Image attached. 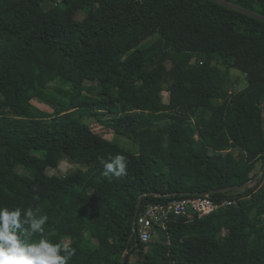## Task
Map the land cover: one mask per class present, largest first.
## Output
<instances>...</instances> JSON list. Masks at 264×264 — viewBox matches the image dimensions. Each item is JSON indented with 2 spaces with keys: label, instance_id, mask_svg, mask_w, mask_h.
Here are the masks:
<instances>
[{
  "label": "trees",
  "instance_id": "1",
  "mask_svg": "<svg viewBox=\"0 0 264 264\" xmlns=\"http://www.w3.org/2000/svg\"><path fill=\"white\" fill-rule=\"evenodd\" d=\"M263 104L264 0H0V207L39 208L69 264H264V177L150 243L133 228L145 193L142 211L256 178ZM117 154L127 174L105 178Z\"/></svg>",
  "mask_w": 264,
  "mask_h": 264
},
{
  "label": "clouds",
  "instance_id": "2",
  "mask_svg": "<svg viewBox=\"0 0 264 264\" xmlns=\"http://www.w3.org/2000/svg\"><path fill=\"white\" fill-rule=\"evenodd\" d=\"M105 178L126 175V157L117 154L103 164ZM32 207H0V264H69L75 249L52 243L44 236L48 217ZM39 234L38 241L31 239Z\"/></svg>",
  "mask_w": 264,
  "mask_h": 264
},
{
  "label": "built area",
  "instance_id": "3",
  "mask_svg": "<svg viewBox=\"0 0 264 264\" xmlns=\"http://www.w3.org/2000/svg\"><path fill=\"white\" fill-rule=\"evenodd\" d=\"M233 202L225 200L222 203L214 201L210 196L173 199L167 203L148 205L137 216L134 232L139 235L142 243H150L157 228L167 229L172 218H183L192 221L202 219Z\"/></svg>",
  "mask_w": 264,
  "mask_h": 264
},
{
  "label": "rangeland",
  "instance_id": "4",
  "mask_svg": "<svg viewBox=\"0 0 264 264\" xmlns=\"http://www.w3.org/2000/svg\"><path fill=\"white\" fill-rule=\"evenodd\" d=\"M51 5V4H50ZM49 6V3L46 4V7ZM231 73L238 77L242 84L240 86V88H243L246 86V78L245 76L240 73L237 70H232ZM66 87V86H65ZM44 98L46 99H34L33 100V104L35 106H37L38 108H40L41 110L48 112V113H52L53 109H54V105L50 104V102L48 100H57L59 99V96L52 93L51 91H43L42 92ZM162 100L163 103L166 105L169 102V94L168 92H164L162 94ZM68 104L65 102L62 107H66ZM194 124V119L191 116L187 117V125H193ZM142 125L143 126H148V118H147V114H143L142 115ZM105 138H107L108 140H110L111 142L117 143L118 145H120L121 147L131 151V152H137V146L135 145V143H133L132 141L128 140L127 138L121 137L117 134H114L113 132H108L105 131L103 132ZM257 169H256V174H260L262 172V169L264 167V164L262 161H259L257 164ZM83 168H81L79 165L74 164L73 162H70L69 160L66 159H62L60 161V166H59V170L58 173L60 174H67V173H71V172H75L78 170H82ZM57 173V171H55ZM255 183V182H254ZM253 183V184H254ZM252 185V184H251ZM250 187V186H249ZM248 188V187H247Z\"/></svg>",
  "mask_w": 264,
  "mask_h": 264
},
{
  "label": "water",
  "instance_id": "5",
  "mask_svg": "<svg viewBox=\"0 0 264 264\" xmlns=\"http://www.w3.org/2000/svg\"><path fill=\"white\" fill-rule=\"evenodd\" d=\"M263 126H264V104H263ZM263 177H264V167L262 169V172L256 178H254L250 182H248V183H246V184H244V185H242L240 187L236 186V187H233V188H226V189H221V190L213 191V192H196V193L182 192V193H178V194H172L171 197H174V196L204 197V196H210L211 194H214V193H223V192H227V191H230V190H239V189H243V188L248 187L249 185H251L252 183L257 181L258 179H262ZM149 195L156 196L155 194L145 193V194L141 195L139 197V199H138L137 208H136V211H135V214H134V219H133V228L134 229H135V223H136L137 216L140 213L141 208H142V201H143L144 197L149 196ZM124 261H125V258H123V262Z\"/></svg>",
  "mask_w": 264,
  "mask_h": 264
}]
</instances>
